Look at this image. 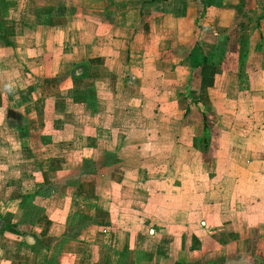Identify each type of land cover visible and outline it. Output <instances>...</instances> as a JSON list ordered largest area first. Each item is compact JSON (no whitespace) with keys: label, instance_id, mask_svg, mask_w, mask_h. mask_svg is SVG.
Instances as JSON below:
<instances>
[{"label":"crops","instance_id":"0c3cea01","mask_svg":"<svg viewBox=\"0 0 264 264\" xmlns=\"http://www.w3.org/2000/svg\"><path fill=\"white\" fill-rule=\"evenodd\" d=\"M209 1L205 14L228 11L238 26L243 0ZM202 11L201 0H0V264H54L62 254L71 264H264L261 196L236 190L230 156L205 177L188 117L208 108L192 89L216 100L219 87H237L233 101L264 107L253 84L264 72V13L262 45L244 54L240 42L249 41L237 37L229 51V27L219 34ZM155 30L165 35L157 51L184 49L179 64L160 62L166 87L180 91L178 71L185 76L183 100L150 118L143 103L154 100L142 103L134 64ZM202 40L214 41L211 62L194 66ZM128 80L135 90L122 97L116 88L125 91ZM262 113L246 127L222 125L230 155H264Z\"/></svg>","mask_w":264,"mask_h":264},{"label":"rangeland","instance_id":"374dc122","mask_svg":"<svg viewBox=\"0 0 264 264\" xmlns=\"http://www.w3.org/2000/svg\"><path fill=\"white\" fill-rule=\"evenodd\" d=\"M243 2H244L243 5L239 6L238 11L236 12V16H237L236 18H238L237 21L239 22V24L237 27L233 29H232V25L230 22V18L232 16L229 15L230 13H228V11L220 12L219 9L215 8L214 10L209 11L207 14H205L206 15L205 19L215 23L216 29L214 30L217 31L219 34H222L220 31V30H223L222 27H226V28L229 27L228 33L230 34L231 39H232L230 43L231 49L229 51L236 53L237 47L240 46V43H241L242 51H244V46H246V48L248 49L246 50L244 54H248V51L250 52L252 49L254 50L255 48H258L259 46L262 45V40H260L259 34H258L259 30L256 29L257 28L256 22H257V18L264 13V9H263L264 2L262 0H243ZM191 3L192 2H189V4ZM191 9L194 10V7H190L189 10L192 11ZM187 14H186L187 16H190L189 13ZM182 21H183V24L181 25V27L185 30L188 27V24L184 20ZM201 21H203V19H201L200 22ZM203 23L205 24V22ZM203 23L201 24L203 25ZM201 24L198 25L197 27L202 28ZM197 31H198V34H201L200 28H198ZM160 33H161L160 31L155 30L154 37L150 39L151 41L149 40L148 42H146V44H143L142 52L144 53V56L135 58L136 61L134 64V67L140 70L138 74H140L141 77L143 76L142 82L145 87H142L140 85L139 87H141L145 91L144 93L146 94L145 95L146 97L141 98L142 103L145 101V99H148L149 97H151V99L153 98L152 100H154L151 103L150 102L146 104L143 103L144 108L146 109L145 113L151 114L150 118L153 117L156 113H166V114L171 113L177 107L176 106L177 99L179 98L180 100H183L182 95H181V90L183 89L182 86L184 85L183 78L185 76V73L183 71H178L181 77V83L179 84L180 91L177 89H174L173 87L167 88L166 86H169L168 83L170 81H168L166 78L163 77V73H162V70H160L159 65H160V62H165L164 64H169V62L179 64V59H181L182 56L184 55L183 54L184 49L178 48L174 51L170 50V51H165V52L157 51L155 49V44L162 38V36H165L164 34H160ZM237 37L248 40L249 42L247 43V45L244 42L239 43L240 40L237 39ZM224 38H227V37H224ZM210 53H211V50H210ZM230 56L226 57L227 60L229 58V62L227 63H234V64L237 63V61L234 60V58L236 59V57L232 55ZM226 59L224 60L225 62H226ZM149 65H151V67ZM257 73H259L258 75L260 79L258 76L255 77L253 84H255V87H258L264 91V87L262 86V83H264V72H257ZM224 75L226 78H228L230 74L227 72V73H224ZM123 82H125L124 79L119 80V85L120 83L122 84ZM126 82L127 84H129V87L126 85L125 91H121L119 87L116 88V93H118V95H122V97L126 95L127 91H129L130 88H131V91L135 90V84L134 83L132 84V80H128ZM217 90L218 91L216 93L217 94L216 100L211 98L210 95L209 97H206V93L203 90H200L199 92H197L196 89L191 90L192 95H194L195 97L200 96L199 98H201L202 100L205 101L206 104H208V109L205 108L204 107L205 105H204L203 110L206 113L207 121L210 124V129H211L208 151L203 154L201 152H199L198 154L195 153V157L198 158L197 160L199 161L202 159L206 178H208V175L210 176L212 175V172H214L215 169L213 168V164L216 163V160L219 157L226 158L227 156H230L231 162L233 161L234 164L236 161L235 159H237L236 161L237 166L234 168V164H233L232 166L233 168H231L233 170L231 172L232 175L237 177L236 190L242 191L243 193L244 191H248L247 192L248 195L254 196L257 199H259V197L261 196L262 199L259 200L260 203L257 205V207L260 211H264V155H260L261 158L258 159V162H256V158L251 157V156H254L256 153H251L245 148L243 150H239L240 152L237 151L239 153L236 154V156L234 154H233L234 156H232L230 155V152L228 150V147H229L228 145L230 144L227 143L226 140L222 141V138H221L222 125L224 124L229 125L233 123L234 126L233 125H229V126L239 127V128L246 127L247 124L250 123V120H245V119H248V118L249 119L255 118L258 120L262 119L263 117L262 112L264 111V107L253 103L251 104L252 105L251 108L250 107L246 108L244 104L238 103L236 100L233 101V99L236 97V93L238 92L237 87H235L234 89H230V86L224 85L222 87H219ZM222 95L223 97H226L227 100L234 102L235 105L228 104L227 102L225 103L223 101L220 102V99H221L220 96ZM130 103L133 104L135 102L131 100ZM156 103H158V105ZM131 104L127 103L123 105L125 106V105H131ZM140 104L135 103V106L139 107ZM111 105H110V108L107 107V109H108V112L113 113L112 111L113 106ZM254 112H255V116H251L252 113ZM188 117H189V120L192 121L194 123V126L196 127L194 132H196V134H200L202 131L201 130V120L196 122L198 118L199 119L201 118L200 112L197 111L196 108H193L191 114H189ZM107 118L110 119L111 116L109 115V117ZM112 131L113 129L110 128V130H108L109 133L107 135H104L103 137H107V136L111 137L110 133H112ZM78 132L82 133V131H78ZM96 138H99V135L96 136ZM78 140L80 139L76 137L77 142L75 141V149L79 151L80 148H82L81 145H84V143L83 144L78 143ZM88 142L89 141H87V143ZM74 155L78 156L79 154L77 155V153H74ZM74 155H73V161L74 163H77L78 157ZM233 157H235V159ZM247 160H251L249 164L246 162ZM218 175L219 174L216 172V174L214 175L215 178L216 176L218 177ZM205 182H206V189L210 188L213 185L210 183V180L208 179H206ZM216 186L217 184L214 185V187ZM221 189L224 190L225 186L221 185ZM226 191H228V187H226ZM34 208L36 209L37 207L34 206L33 209ZM25 221L27 222V219ZM28 221L29 223L32 222L30 218ZM44 226H47V223L44 224ZM252 235L257 236L256 234H252ZM30 237H33V236H30ZM49 241L51 243V240ZM252 241L254 240L252 239ZM52 246H53V249L58 253L59 251L58 244L56 243L55 245L53 244ZM62 256H63V259H60V260L58 259L59 257L57 258L52 257V260H50L49 262L51 263L53 262L54 264H71V261L69 259H66L63 254Z\"/></svg>","mask_w":264,"mask_h":264},{"label":"trees","instance_id":"16d2710c","mask_svg":"<svg viewBox=\"0 0 264 264\" xmlns=\"http://www.w3.org/2000/svg\"><path fill=\"white\" fill-rule=\"evenodd\" d=\"M202 2V6H203V11H202V14L201 16H203L205 14V9L207 8V6H209L211 3L209 0H201ZM263 17V15H260L258 18H257V22H256V29H259V20ZM259 38L260 40H262V36H261V33L259 32ZM209 40L207 41H199L196 43V46H197V49H199V53H200V56H195V63H194V66H198V65H201L203 63H209L211 62L210 61V47L212 46V44H214L213 41L211 42H208ZM208 46V47H207ZM244 62L241 63V65L243 66ZM241 66V67H242ZM240 67V68H241ZM86 108L89 109L86 105ZM208 109V108H207ZM90 112H91V109H89ZM190 110H189V107L188 109L186 110L185 113H188ZM201 116H202V131L201 133L196 136L194 138V145L195 147L199 150V152H201L202 154L203 153H206L209 149V140H210V135H211V129H210V124L208 123L207 121V116H206V113L205 111L201 113ZM44 141L45 138H44ZM211 264H218L217 262H212Z\"/></svg>","mask_w":264,"mask_h":264}]
</instances>
